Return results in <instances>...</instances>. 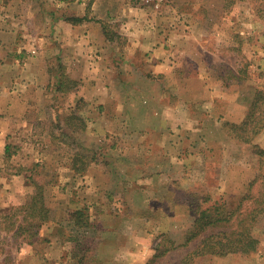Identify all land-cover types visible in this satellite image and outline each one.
Here are the masks:
<instances>
[{
	"label": "crops",
	"instance_id": "obj_1",
	"mask_svg": "<svg viewBox=\"0 0 264 264\" xmlns=\"http://www.w3.org/2000/svg\"><path fill=\"white\" fill-rule=\"evenodd\" d=\"M150 11L129 0H0V202L17 203L29 195V178L7 173L6 158L11 146L23 149L34 139L45 105L55 104L53 93L55 100L69 92L74 104L77 98L99 104V110L87 111L96 117L86 137L122 138L121 145L107 149L106 164L94 162L80 175L71 167L68 172L74 183L69 178L63 188L78 189L80 203L99 201L104 190L116 195L129 186L153 190L148 198L144 188L138 189L129 214L122 216L118 228L107 232L110 238L102 243L98 264H138L154 237L151 221L142 211L148 207L145 202L172 196L176 172L192 160L220 153L227 139L216 116V94L211 98L213 110L201 109L205 99L200 98L196 112L191 111L190 100L180 98L175 103L166 94L169 81L188 84L191 61L200 62L199 73L206 65L201 63L199 46L193 51L186 46L195 37L167 29L163 18L156 23V18L148 17ZM66 80L74 86H64ZM207 83L204 88L209 90L213 86ZM178 144H188L192 153L182 155ZM99 209L106 210L97 206L89 216H100L102 224L112 213L107 209L97 215ZM65 221L61 217L44 227L35 246L21 249L18 264H42L34 257L38 243L49 246L47 257L51 255L54 264H77L69 254L73 243L63 236L71 227ZM243 259L247 262L239 264L255 261Z\"/></svg>",
	"mask_w": 264,
	"mask_h": 264
},
{
	"label": "rangeland",
	"instance_id": "obj_2",
	"mask_svg": "<svg viewBox=\"0 0 264 264\" xmlns=\"http://www.w3.org/2000/svg\"><path fill=\"white\" fill-rule=\"evenodd\" d=\"M129 1L136 6L151 8V15L148 17L156 18V23L161 18L165 19L163 25L168 26L166 28L174 33L178 35L189 33L195 37L191 39L194 42H189L186 46H189L190 51L198 50V46L203 50L204 58L201 63L206 65L203 66L205 69L199 73L200 62L191 61L188 84L184 86L180 81L179 84L169 81L170 89H167L166 94H170L169 98L174 99L175 103L180 98L190 100L193 105L191 111L194 109V112L200 98L205 99L202 100L205 105L202 104L201 109L213 110L211 98L216 94V116L219 117V125L227 135L220 153L215 152L199 160H192L186 168L176 172L170 187L173 191L172 196L168 194L165 200L163 198L165 195L157 196L152 202L148 200L145 202L148 203V207L142 210L145 217L151 221L154 237L149 250L138 264H182L189 249L198 244L182 246L195 220L194 211L190 210L187 203L189 199L198 197L202 200L206 194H211L214 200L223 198L222 200H225L230 207L235 208L249 194L253 182L254 197L243 203L242 210L250 211L258 207V197H264V128L256 136L245 128L248 118L249 128H253L254 122L264 110L263 103H260L262 99L259 97L260 92L264 93V0H166L163 8L158 11L138 0ZM195 59L199 61L200 55ZM177 76L182 77L181 74ZM164 79L165 76L161 78ZM206 81L208 86H213L209 90L204 88ZM163 84L166 87L167 83ZM69 86L67 88L73 87ZM70 94L68 92L66 96L55 100L56 95L53 93L55 104L53 107L49 104L45 105L44 119L36 122L34 139L27 145L23 143V149L11 146L8 153L6 172L27 175L30 191L29 195L25 193L26 199L23 196L24 199H20L17 203L11 202L10 199H6L5 203L0 202L2 264H18L21 249L26 248V245L33 247L37 243H34L36 240L29 238L28 234L19 233L14 236L18 226L26 224L22 221L25 212L16 215L13 219H6L5 215H10L15 207L26 204L40 192L51 211L52 221L45 227L61 217L67 222L73 211L85 206L89 208V214L91 209L97 206L108 209L109 214L112 213V217L102 224L100 216L99 218L90 216L93 225L91 229L77 230L72 226H65L68 233L65 232L63 236L69 238V241L74 240L70 241L73 247L69 250V254L77 264H98L102 243L110 238L107 232L115 227L118 228L122 223L120 221L122 216L129 214L136 203L131 199L138 189L144 188L148 198L153 196L151 187L129 186L125 187L124 191L119 189L122 198L125 196L124 199L116 195L117 193L104 194V190L99 201L80 203L78 189L63 188V184L69 181V178H71L70 182L74 183L75 177L73 174L70 177L68 170L74 167L76 160L79 166L84 163L87 168L94 162L104 165L107 163V149L121 145L122 141V138L114 136L102 141L86 137L84 134L96 117L88 115L87 111L91 108L99 110L97 108L99 104L93 105L85 98L81 100L77 98L74 104V97ZM197 112L203 113L202 110ZM72 115L82 117L87 128L83 130L82 123L71 119ZM263 118L264 115L261 119ZM247 137H251L249 143L245 141ZM188 144L182 147L178 144L177 148L183 149L182 155L188 156L192 153ZM32 145L34 150L30 151ZM78 154L80 156L77 157ZM78 165L76 167H79ZM60 181L63 182L59 188L57 184ZM160 208L164 211L161 212ZM106 210L99 209L97 215L104 214ZM94 211L96 210H93V214ZM11 221L14 224L10 226ZM254 235L260 240L256 252L249 255L231 254L226 257L201 256L196 258L193 264H218L217 258L229 259L228 264H239L240 261L246 263L247 260H241V257H250V261L254 259L251 264H264V214L258 218ZM164 236H168L167 239L171 240V243H164L165 248L172 243L180 247L157 257L159 252L156 251V247ZM36 247L37 256H34L36 259L41 260L42 264H54L50 260L52 256L48 255L50 259L47 257L49 246L44 244L42 247L38 243Z\"/></svg>",
	"mask_w": 264,
	"mask_h": 264
},
{
	"label": "trees",
	"instance_id": "obj_3",
	"mask_svg": "<svg viewBox=\"0 0 264 264\" xmlns=\"http://www.w3.org/2000/svg\"><path fill=\"white\" fill-rule=\"evenodd\" d=\"M65 83L63 84L64 86H74V82L69 80H66ZM259 97L262 99L260 103L264 105V93L260 92ZM263 115L264 110H262V115L257 118L258 120L254 122L253 128H249L250 119H247L245 128L248 131H252L253 136L259 134L264 128V118L261 119ZM71 117H73L71 119H76V121L82 123L81 128L83 130L86 128L85 120L82 117H74L73 115ZM250 140L251 137L245 139L248 143ZM77 165L76 160L73 168L77 173L83 174L87 170V166L85 167L84 163L80 166L78 165L79 167H76ZM254 184V182L251 184L249 194L235 208L230 207L225 200H222L223 198L214 200L211 194H206L202 200L195 197L187 201L190 210L194 211L193 216L195 220L192 229L187 232L182 246L189 247L193 243L198 244H196V247L189 249L182 264H193L195 259L201 256L226 257L231 254L249 255L258 250L260 240L254 235V229L258 218L264 214V197H258V207H254L250 211L242 210L243 203L254 197L252 191L255 187ZM39 188L41 189V187ZM22 212H25L22 221L26 224L19 225L14 236L19 233L22 235L28 234V237L34 238L36 240L34 243H36L41 238V230L52 221L50 208L46 205L42 193L40 192L33 196L26 204L15 207L10 215H5V218L13 219ZM67 222L77 230L83 228L91 229L93 226L90 222L89 208L87 206L73 211ZM13 224L14 222L11 221L10 226ZM167 237L164 236L165 239L162 238L158 243L156 247V251L159 252L157 257H161L171 250L180 247L172 243V245L165 248L164 243H171V240L167 239ZM70 241L73 242L74 240L71 239ZM29 243L33 244L32 242Z\"/></svg>",
	"mask_w": 264,
	"mask_h": 264
},
{
	"label": "built area",
	"instance_id": "obj_4",
	"mask_svg": "<svg viewBox=\"0 0 264 264\" xmlns=\"http://www.w3.org/2000/svg\"><path fill=\"white\" fill-rule=\"evenodd\" d=\"M140 3H144L147 6L152 7L153 10H161L166 0H138Z\"/></svg>",
	"mask_w": 264,
	"mask_h": 264
}]
</instances>
